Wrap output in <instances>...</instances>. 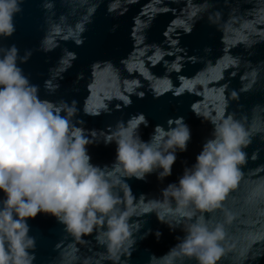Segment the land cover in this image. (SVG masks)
Segmentation results:
<instances>
[{
	"label": "clouds",
	"instance_id": "9594fccd",
	"mask_svg": "<svg viewBox=\"0 0 264 264\" xmlns=\"http://www.w3.org/2000/svg\"><path fill=\"white\" fill-rule=\"evenodd\" d=\"M22 4L0 0V37L13 36ZM29 55L20 56L14 44L0 48V264H33L36 241L27 221L40 213L55 217L77 239L96 230L109 256L130 255L135 240L129 219L137 206L121 198L120 192H131L126 178L144 180L154 172L161 181L170 176L177 151L187 150L190 128L182 117L169 119L167 127L156 125L144 141L140 126L148 121L143 114L118 122L106 142L116 145L115 163L111 168L93 165L90 141L72 124L74 109L40 99L38 86L19 66L18 60L26 62ZM249 143L244 123L221 113L195 163L178 183L162 190V199L147 202L154 206L145 207V214L155 213L170 229L182 226L185 232L165 255L166 264H183L185 258L217 264L225 254L222 242L231 216L211 223L205 213L221 208L237 185ZM155 235L159 240L162 233Z\"/></svg>",
	"mask_w": 264,
	"mask_h": 264
}]
</instances>
